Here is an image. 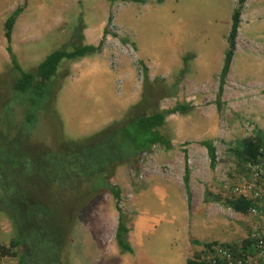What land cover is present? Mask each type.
Instances as JSON below:
<instances>
[{"label": "rangeland", "instance_id": "rangeland-1", "mask_svg": "<svg viewBox=\"0 0 264 264\" xmlns=\"http://www.w3.org/2000/svg\"><path fill=\"white\" fill-rule=\"evenodd\" d=\"M22 1L0 0V132L7 122L2 118L3 110L12 104L18 121L22 113L21 105L11 101V83L18 73L12 68L3 37L4 19ZM235 5V0L24 2L9 42L24 71L32 70L56 48L69 50L76 41L97 45L102 39L97 51L60 61L46 105L35 112L33 142L51 146L124 119L141 97V66L146 67L149 81L165 88L154 95L158 109L176 104L186 107L168 115L159 128L175 151L179 150L176 156L167 162L166 150L156 146L139 156L137 170L118 165L110 179L120 190L119 207L128 227L125 241L129 252L122 250L114 237L119 216L114 199L101 191L70 217L68 236L58 257L48 249L34 253L32 250L38 249L30 244L25 264H184L181 253L178 257L175 248L167 246L169 241L178 246L189 236L239 244L246 236L249 227L244 216L228 215L221 202L203 198L207 190L223 199L228 195L225 181H235L239 175L234 172L229 145L251 135L254 129L264 134V0H245L242 5L219 109L214 103ZM205 139L215 148L212 169L205 148L199 144ZM181 146L190 149L186 157L188 192L181 180L180 151L185 150ZM170 173L176 179L163 180ZM62 198L64 205L72 201L73 207L82 201L81 194H64ZM136 209L139 235L133 241L130 229L134 232ZM14 234L0 211V244L7 245ZM16 259L6 256L0 263L17 264Z\"/></svg>", "mask_w": 264, "mask_h": 264}, {"label": "trees", "instance_id": "trees-1", "mask_svg": "<svg viewBox=\"0 0 264 264\" xmlns=\"http://www.w3.org/2000/svg\"><path fill=\"white\" fill-rule=\"evenodd\" d=\"M118 1L143 2V0ZM22 2L21 5L12 9L3 21L5 49L13 70L18 73L11 83L13 93L11 101L21 105L22 113L18 121L13 105L10 104L8 109L3 110L2 115L7 122L4 130L0 132V211L10 221L15 234L7 245L0 244V260L2 257L16 256L17 264H25L30 244L38 249L32 250L34 253L48 249L54 257H58L68 236L70 217L91 195L101 191L109 192L114 199V206L119 212L114 237L117 245L129 252L130 248L125 241L128 227L125 225L119 207L120 190L110 179L118 165H126L137 170L141 154L147 153L156 146L164 150L170 149V141L160 133L159 128L168 115L182 111L186 107L176 104L172 108L158 109L156 107L158 101L154 95L157 93L156 90L163 93L165 88L161 85V88L156 87L155 82L149 81L146 67L141 66V97L130 106L124 119L113 121L86 136L62 140L51 146L33 142L31 131L38 118L35 112L46 105V96L50 95L52 87L51 79L56 75L60 61L76 60L97 51L102 39L97 45L81 44L76 41L69 50L56 48L46 54L32 70L24 71L18 65L9 45L13 23L25 7L26 0ZM235 2L236 5L230 13L229 29L225 37L226 46L218 71V85L214 97V103L218 109L222 103L220 98L224 79L234 53L235 37L245 0H235ZM105 33L106 28L103 29L102 37ZM183 59L185 60L186 57ZM263 140V132L254 129L251 135L229 145L227 149L233 157V168L236 174L241 172L243 162L254 157ZM186 143L183 142V144ZM199 144L205 148L208 165L212 169L216 163L212 141L200 140ZM188 175L189 167L184 156L182 182L187 192ZM228 175L232 177L230 172ZM64 194L75 197L81 194L82 201H79L76 207H73L72 201H67L64 205L62 203ZM203 198L205 201L211 199L221 202L225 207L242 216L246 215L253 205L251 201L234 197L229 193L220 199L218 195L205 190ZM260 208L263 209V206ZM190 242L199 245L200 249L194 252L192 257L187 258L185 264H203L198 258L212 245L220 243L236 254H240L245 249L251 248L253 239L246 234L239 244L215 240L199 242L194 239ZM56 244L59 246L56 247ZM29 264H35V262L32 261Z\"/></svg>", "mask_w": 264, "mask_h": 264}, {"label": "built area", "instance_id": "built-area-1", "mask_svg": "<svg viewBox=\"0 0 264 264\" xmlns=\"http://www.w3.org/2000/svg\"><path fill=\"white\" fill-rule=\"evenodd\" d=\"M241 169L237 179L225 181L223 187L230 195L253 204L244 215L249 227L247 235L253 239L252 252L245 249L236 254L229 247L216 243L199 256L203 264H264V140L254 157L241 164ZM224 211L228 215L238 214L228 207Z\"/></svg>", "mask_w": 264, "mask_h": 264}, {"label": "crops", "instance_id": "crops-1", "mask_svg": "<svg viewBox=\"0 0 264 264\" xmlns=\"http://www.w3.org/2000/svg\"><path fill=\"white\" fill-rule=\"evenodd\" d=\"M131 2V1H130ZM120 77V76H119ZM121 78V77H120ZM180 148H184L185 150H181L180 153H181V156H182V159H183V166H184V156H188V147L186 146H181ZM165 155L167 157H169V159H166L167 162L168 160H170L172 158V156H176L178 153H179V150L178 151H175L174 147L172 146L171 144V148L166 150L165 152ZM187 161V159H186ZM190 172V171H189ZM176 179V177L170 173L169 175V178H163V180H166V179ZM189 178V176H188ZM181 180H182V176H181ZM183 183V182H182ZM188 184V182H187ZM137 204H138V201H137ZM139 209H136L135 212H134V215L132 217V220L135 222V229H134V232H132V228L130 229V233H131V238L133 241H137L138 240V235H139V232L136 230L138 228V225L136 224L137 222V219H136V216H137V212H138ZM232 228H234L235 231H238L237 228L232 224ZM191 239H194V240H197L199 242H204V241H212V240H215V241H219L218 239H202V240H198L196 238H190L189 236H185V239L184 241L186 242H183L182 241L180 242L181 244H178V246L175 245V242L174 240H171L167 243V246H169L170 248H175V255L179 257V253H181L180 255V258H181V261L183 260L184 264H185V260L189 257H192L193 253L198 251L200 249V246L199 245H195V244H192L190 242ZM219 242H228V243H231L232 240H228V241H219ZM135 244V243H134ZM181 250L184 252L182 254ZM248 250L250 252H252V249L251 248H248ZM171 260V259H169Z\"/></svg>", "mask_w": 264, "mask_h": 264}]
</instances>
